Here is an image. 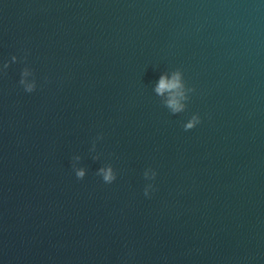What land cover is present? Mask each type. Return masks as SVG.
I'll return each instance as SVG.
<instances>
[{
	"label": "water",
	"instance_id": "95a60500",
	"mask_svg": "<svg viewBox=\"0 0 264 264\" xmlns=\"http://www.w3.org/2000/svg\"><path fill=\"white\" fill-rule=\"evenodd\" d=\"M0 264H264V0H0Z\"/></svg>",
	"mask_w": 264,
	"mask_h": 264
},
{
	"label": "clouds",
	"instance_id": "9594fccd",
	"mask_svg": "<svg viewBox=\"0 0 264 264\" xmlns=\"http://www.w3.org/2000/svg\"><path fill=\"white\" fill-rule=\"evenodd\" d=\"M17 56H12V61H16ZM9 67L8 63H5L3 65L4 69H7ZM27 68L22 72V77L28 75ZM181 70L178 69L175 71L171 77V79L167 78L166 76H161L158 82L157 87L155 88V92L159 95H164V93H168V99L166 100V106L170 110V112L175 115L182 113L186 110V105L181 103V100L187 99V97L184 94V83L181 79ZM20 85L23 86L24 90L28 93H32L35 91L37 85L35 79L28 83L23 78L19 81ZM189 92H193V88L188 89ZM201 123V117L199 114H193L191 118L183 125L184 130L188 131L193 128H195L198 124ZM103 139V136H97L96 139L92 143V148L90 151H95L96 149V140ZM95 159H99V156L94 157ZM81 160V157L79 155H76L73 157V171L75 172V176L77 179L82 180L84 179L86 175V169L83 167H77V164ZM97 175L102 177V180L106 184H111L116 180V172L114 171L111 164H108L104 167H101L97 171ZM157 176V172L153 169H147L144 172V177L146 180H155ZM153 190V185L148 184L144 188V195L149 196L150 192Z\"/></svg>",
	"mask_w": 264,
	"mask_h": 264
}]
</instances>
